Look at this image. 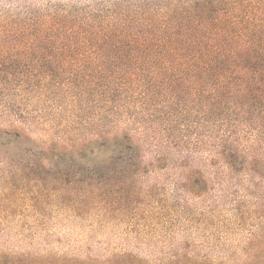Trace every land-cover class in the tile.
<instances>
[{
  "label": "trees",
  "instance_id": "1",
  "mask_svg": "<svg viewBox=\"0 0 264 264\" xmlns=\"http://www.w3.org/2000/svg\"><path fill=\"white\" fill-rule=\"evenodd\" d=\"M59 19L1 28L69 50L94 45L107 62L126 51L98 72L104 109L134 102L135 128L114 130L103 116L104 156L90 149L76 170L77 148L0 130V141L28 142L20 168L43 184L33 209L0 212L22 217L0 224V264H264V0H120L107 16L67 28ZM34 157L59 164L47 171ZM45 199L81 222L80 238L47 229Z\"/></svg>",
  "mask_w": 264,
  "mask_h": 264
},
{
  "label": "rangeland",
  "instance_id": "2",
  "mask_svg": "<svg viewBox=\"0 0 264 264\" xmlns=\"http://www.w3.org/2000/svg\"><path fill=\"white\" fill-rule=\"evenodd\" d=\"M117 1L120 0H0V130H26L28 136L41 146L52 142L60 148H77L76 170L80 164L89 161L90 149L98 159L100 148L95 139L103 116H109L104 123L114 130L128 125L135 128L130 123L133 111L130 106L134 102H118L112 111L104 109L107 96H103L102 78L98 72L99 67L110 62L115 66L121 65L128 55L126 51L115 48V58L107 62L97 55L100 50L94 45L69 50L73 47L38 43L39 37L32 34L4 35L1 28L6 22L16 20L25 23L31 18H48L55 25L57 22L53 20L60 18L59 21L66 22L63 25L67 28V21L78 24L79 21L107 16L108 7ZM122 84L120 79L119 85ZM27 146V141L15 140L13 136L3 135L0 141V212L5 207L28 211L37 206L31 202L30 194H36L39 191L37 185L43 184L19 165L27 157ZM146 150V153L151 151L148 147ZM101 156L104 155L101 153ZM35 160L47 171L56 170L59 164L56 158L51 157L32 158ZM165 184L167 195L173 199V183ZM15 196L18 200L13 199ZM39 206L53 212L52 220L44 221L47 229L58 227V230H64L59 234L72 240L82 236L75 230L80 221L56 213L59 204L45 199ZM2 219L0 224L22 222V217L11 221ZM23 222L31 224L34 220ZM52 249L60 252L66 247L56 245Z\"/></svg>",
  "mask_w": 264,
  "mask_h": 264
}]
</instances>
